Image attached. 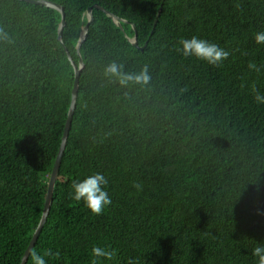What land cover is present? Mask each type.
Wrapping results in <instances>:
<instances>
[{"label":"trees","instance_id":"16d2710c","mask_svg":"<svg viewBox=\"0 0 264 264\" xmlns=\"http://www.w3.org/2000/svg\"><path fill=\"white\" fill-rule=\"evenodd\" d=\"M62 14L0 0V264H20L41 220L71 105L79 95L48 220L46 264H257L264 243V0H45ZM158 23L151 35L158 12ZM144 51L133 46L135 37ZM192 36L230 52L212 66L183 57ZM112 62L145 83H118ZM253 62L257 69H249ZM162 102V103H161ZM103 174L112 203L93 215L72 184ZM134 185H139V188ZM32 250V251H33ZM59 252L56 256L55 253ZM32 253V252H31ZM26 264H33L31 254Z\"/></svg>","mask_w":264,"mask_h":264},{"label":"clouds","instance_id":"9594fccd","mask_svg":"<svg viewBox=\"0 0 264 264\" xmlns=\"http://www.w3.org/2000/svg\"><path fill=\"white\" fill-rule=\"evenodd\" d=\"M254 39L257 44H264V31L257 32ZM179 45L180 47L177 51L180 52L183 57H195L198 60L205 61L212 66H219L223 61L227 60L230 55L229 51H226L219 45L196 36H192L189 39H180ZM248 67L249 69H257L256 64L253 62H250ZM105 74L115 77L118 83L122 86L126 85L129 81L146 84L150 79L147 66H145L139 74H130L125 73L123 71V66L118 65L115 62L110 63L105 68ZM253 98L257 104H264V95L256 92ZM107 185L108 180L103 174L96 173L94 175H90L82 181L73 182L72 198L77 202L83 201L85 206L93 215H101L106 206L111 205L112 203V200L106 191ZM134 186L139 188V185ZM52 255L54 254L50 249L46 250L43 255H40L33 250L31 253V259L33 264H46L44 257ZM55 255L58 256L59 252L55 253ZM91 255L93 257L91 264H97L98 259L109 261L113 260L116 256V250L106 247L93 246L91 249ZM252 256L257 259V264H264V243H257V245L252 249ZM128 264H134V261H129Z\"/></svg>","mask_w":264,"mask_h":264},{"label":"water","instance_id":"95a60500","mask_svg":"<svg viewBox=\"0 0 264 264\" xmlns=\"http://www.w3.org/2000/svg\"><path fill=\"white\" fill-rule=\"evenodd\" d=\"M21 1H26L28 3L31 4H35V5H41V6H47L50 8H54L56 10H58L61 14H62V21L59 27V34H58V39L61 43H63V30L64 27L66 25V21H65V12H64V8L57 4V3H53V2H49V1H45V0H21ZM94 10H100L102 12H104L106 15H108L109 17L112 18L113 22L119 27V28H123L122 27V22L123 20L120 19L119 17H117L116 15L112 14L111 12L107 11L105 8L95 4L94 6L90 7L87 11V16H88V23L86 26L83 27L82 29V33H81V37L80 40L78 42V45L76 47L77 49V55L79 56V65H77L73 59L72 56L69 54L68 50H66L67 54H68V58L71 61L73 67H74V71H75V81H74V87L72 90V100H71V105H70V109H69V113H68V118L66 121V125H65V129H64V133L62 136V140H61V144H60V148L57 154V157L55 159L54 162V166L52 169V172L50 174L49 177V182H48V188H47V194H46V198H45V203H44V209H43V214L41 217V220L37 226V229L35 230L33 237L30 241V244L28 246V248L26 249L24 256L22 258V261L20 264H26L28 261V258L33 250V248L36 245V242L38 241L39 236L41 235L43 228L48 220V216L50 214V210H51V205L53 202V195H54V190H55V186H56V182L58 180V176H59V169L61 166V162H62V158L64 155V151L68 142V137H69V132L71 129V125H72V120H73V115H74V111L76 109L77 106V100H78V94H79V78L82 72V69L84 68V62L83 59L81 57V47L82 44L84 43V41L86 40V36L89 30V26L90 24L93 22V12ZM162 12V8H160L157 18L155 20L151 35H153L154 33V29L158 23V18L160 17V14ZM134 30H135V37L130 40L133 43V46L141 51L145 50V47L148 45V42L145 43L144 46L140 47L137 41V31H136V27L133 26Z\"/></svg>","mask_w":264,"mask_h":264},{"label":"bare ground","instance_id":"6f19581e","mask_svg":"<svg viewBox=\"0 0 264 264\" xmlns=\"http://www.w3.org/2000/svg\"><path fill=\"white\" fill-rule=\"evenodd\" d=\"M162 103V102H161Z\"/></svg>","mask_w":264,"mask_h":264}]
</instances>
